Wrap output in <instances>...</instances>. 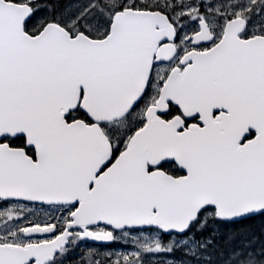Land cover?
<instances>
[{
    "label": "snow or ice",
    "instance_id": "snow-or-ice-1",
    "mask_svg": "<svg viewBox=\"0 0 264 264\" xmlns=\"http://www.w3.org/2000/svg\"><path fill=\"white\" fill-rule=\"evenodd\" d=\"M257 219L264 0H0V264H264Z\"/></svg>",
    "mask_w": 264,
    "mask_h": 264
},
{
    "label": "flooded vegetation",
    "instance_id": "flooded-vegetation-1",
    "mask_svg": "<svg viewBox=\"0 0 264 264\" xmlns=\"http://www.w3.org/2000/svg\"><path fill=\"white\" fill-rule=\"evenodd\" d=\"M39 218L42 220L44 217H43V215H41ZM89 243H91V242H89ZM124 246L125 245L123 243H121L120 241L112 243V244H108V245L95 244L93 251L98 249L100 254H101V258H103L105 256L115 257V254H113L114 251L118 248H123ZM81 251L83 252L84 256L87 257L88 249L84 248V249H81Z\"/></svg>",
    "mask_w": 264,
    "mask_h": 264
},
{
    "label": "rangeland",
    "instance_id": "rangeland-1",
    "mask_svg": "<svg viewBox=\"0 0 264 264\" xmlns=\"http://www.w3.org/2000/svg\"><path fill=\"white\" fill-rule=\"evenodd\" d=\"M120 242L123 243L125 246L123 248L116 249L113 253L115 254V257H111L112 259H115L117 255L128 254L136 250L131 240H129V242L126 243L124 239H121Z\"/></svg>",
    "mask_w": 264,
    "mask_h": 264
},
{
    "label": "trees",
    "instance_id": "trees-1",
    "mask_svg": "<svg viewBox=\"0 0 264 264\" xmlns=\"http://www.w3.org/2000/svg\"><path fill=\"white\" fill-rule=\"evenodd\" d=\"M249 226L251 227L252 231L257 235L260 236L261 235V230L262 228H264V222H262L261 220L257 219L254 221H249Z\"/></svg>",
    "mask_w": 264,
    "mask_h": 264
},
{
    "label": "water",
    "instance_id": "water-1",
    "mask_svg": "<svg viewBox=\"0 0 264 264\" xmlns=\"http://www.w3.org/2000/svg\"><path fill=\"white\" fill-rule=\"evenodd\" d=\"M92 243H95V242H92Z\"/></svg>",
    "mask_w": 264,
    "mask_h": 264
}]
</instances>
